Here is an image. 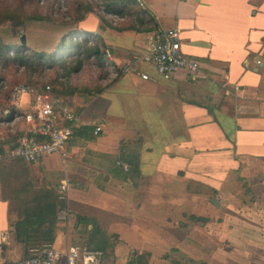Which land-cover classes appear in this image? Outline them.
<instances>
[{"label": "crops", "instance_id": "0c3cea01", "mask_svg": "<svg viewBox=\"0 0 264 264\" xmlns=\"http://www.w3.org/2000/svg\"><path fill=\"white\" fill-rule=\"evenodd\" d=\"M135 1L156 30L105 32L113 63L177 28L202 76L165 80L141 63L148 81L129 73L87 102L59 96L83 116L65 156L0 161V264L41 245L101 251L106 264H264V222L225 219L231 200L264 195L243 188L264 174V0ZM8 121L2 146L27 127Z\"/></svg>", "mask_w": 264, "mask_h": 264}, {"label": "built area", "instance_id": "2783aa9c", "mask_svg": "<svg viewBox=\"0 0 264 264\" xmlns=\"http://www.w3.org/2000/svg\"><path fill=\"white\" fill-rule=\"evenodd\" d=\"M141 63L150 66L165 80L173 78L180 72L186 73L192 81L202 76L199 63L183 54L180 32L177 28L151 33L147 37L146 48L121 67L113 63L110 51L105 49L103 65L111 78L132 73L142 81L150 80L148 73L139 70L138 65ZM23 95L28 96L24 110L20 107ZM8 120L13 124L23 122L27 127L16 137L14 144L9 146L0 144V161L17 158L26 163H35L53 154L64 157L67 142L72 137L75 127L83 123V116L69 108L59 97L54 96L49 85L44 90L37 91L31 85L18 83L9 89V97L0 122L7 125ZM102 128V124L94 125L93 134L97 135ZM67 190V182L63 181L60 185L61 199L66 197ZM29 252V257L8 264H59L61 260L64 264L105 262L103 252L77 246H69L60 251L50 245H41L33 247Z\"/></svg>", "mask_w": 264, "mask_h": 264}, {"label": "rangeland", "instance_id": "374dc122", "mask_svg": "<svg viewBox=\"0 0 264 264\" xmlns=\"http://www.w3.org/2000/svg\"><path fill=\"white\" fill-rule=\"evenodd\" d=\"M82 3L90 5L91 12L85 14L82 21L76 22V19L81 13V11L78 10L81 9L79 5H83ZM105 3V0H0V10L5 8L15 10V8H17V10L22 9V11L29 12V14H37L50 19L45 21H26L23 27L17 31L20 33L19 36L16 34V31L13 30L12 25L7 22L0 26V38L7 44H19L21 35H24L26 46L31 51L46 54L54 52L60 44L61 38L69 31L75 29L83 32V34L79 36V39H83V37L86 36L85 34L89 32L97 37V39L89 37V44L95 42L103 43L105 32H109L108 30L119 32L120 30L127 28L129 26V19L131 20L130 15L127 13L121 15L106 13L104 8ZM74 39L78 40L77 38ZM74 53V50H70L68 55L65 56L60 54L59 57L64 56L65 61H68L70 58L75 57ZM149 70L152 71L151 68H149ZM59 73H61V70L57 67L48 68L43 66L42 68H22L13 64L9 66L0 65V75L2 76L0 85L3 86V91L6 92L18 83L28 85H32L31 83H47L59 91V85L52 84V81L57 77V74L59 75ZM109 77V72L104 65L100 67L91 60V62H83L80 72L70 74L67 83L70 87L89 90L91 93L89 91H83L80 93H74L75 95H73L79 98H84L87 102L102 93L93 95L92 92L97 91L104 85H108L106 83ZM106 90L107 89L104 88L103 92ZM4 92H0V99L6 94ZM27 103L28 96L23 95L20 104L22 107H25L27 106ZM8 129L9 126L0 123V130L3 133ZM251 177L252 176H248V178ZM245 180L247 181L243 187L244 189L247 187V184H251L252 187H255L257 190H262V193H264V174L257 178L254 183H249L250 180L247 179V177ZM240 181L243 182L244 180L241 179ZM238 198V201L231 200L233 207H230L229 213L225 216V219H227L226 221L231 222L234 220L235 222L238 218L243 219L244 214L249 220L263 224L264 195H261L259 198H256L254 194L252 197L251 195H242ZM241 205H243V207H245V205L249 206V210H242L244 211L242 212L240 210ZM253 229L254 228H250L249 231L251 232ZM246 234H248V230L246 231ZM105 262L107 263L108 261L106 260ZM105 262L103 264H106Z\"/></svg>", "mask_w": 264, "mask_h": 264}, {"label": "trees", "instance_id": "16d2710c", "mask_svg": "<svg viewBox=\"0 0 264 264\" xmlns=\"http://www.w3.org/2000/svg\"><path fill=\"white\" fill-rule=\"evenodd\" d=\"M104 8L106 13L111 14H123L127 13L130 15L129 26L125 30H132L135 32H148L151 30H156L153 25L152 19L143 13L135 0H105ZM21 4V2H20ZM19 4V5H20ZM79 5L81 9L80 15L76 19V22L82 21L85 14L91 12V7L88 4ZM21 10V11H20ZM15 10L5 8L0 10V26L6 24L7 22L12 25L14 31L19 36L20 33L17 32L23 27L26 21H45L50 20L41 15L29 14V12L22 11V9ZM83 32L79 30H72L66 33L64 37L61 38L60 44L57 49L51 54H46L42 52L31 51L25 44H7L0 38V65L9 66L17 65L22 68H42L46 66L48 68L57 67L61 70L59 75L52 81V84L59 85V91L51 87V93L57 97L62 96L70 98L74 93H80L83 91H89L87 89H81L78 87H70L67 83V79L70 74H76L81 71L84 61L98 64L102 66L105 49L107 47L103 43H92L89 44L90 38H95L94 35L86 33L85 37L80 40L74 38H79ZM90 37V38H89ZM70 50H74L75 57L70 58L65 61V57H59L60 54L68 55ZM82 56V57H81ZM59 57V58H58ZM2 76L0 75V81ZM37 91H42L48 85L47 83H31ZM104 90V87L99 88L97 91H93V95H97ZM0 92L3 91V86L0 85ZM90 92V91H89ZM4 97L0 99V121L2 120V111L7 104V99L9 97V90L4 92ZM91 93V92H90ZM4 100V101H3ZM14 144V143H13Z\"/></svg>", "mask_w": 264, "mask_h": 264}, {"label": "water", "instance_id": "95a60500", "mask_svg": "<svg viewBox=\"0 0 264 264\" xmlns=\"http://www.w3.org/2000/svg\"><path fill=\"white\" fill-rule=\"evenodd\" d=\"M19 42H20V44H25L26 42H25V36L24 35H21V37H20V39H19Z\"/></svg>", "mask_w": 264, "mask_h": 264}]
</instances>
